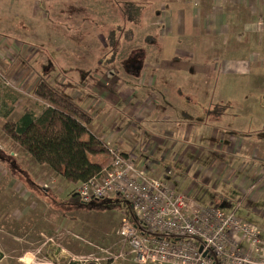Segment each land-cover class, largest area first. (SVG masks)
I'll list each match as a JSON object with an SVG mask.
<instances>
[{"label": "rangeland", "instance_id": "1", "mask_svg": "<svg viewBox=\"0 0 264 264\" xmlns=\"http://www.w3.org/2000/svg\"><path fill=\"white\" fill-rule=\"evenodd\" d=\"M2 1L4 4L0 5V18H5L6 22H2V25L8 27L9 31L5 30L6 37L4 32L3 37H0V120L12 119L19 124V119L24 113L36 115L40 112L45 103L32 94V89L40 77L50 82L68 83L69 94L77 99L90 94L87 81L91 79L88 83H92L104 70L103 76L109 73L115 81L112 91L116 95L130 97L134 95L133 91L138 89V98L133 99V108L130 110L132 121L129 119L127 124H130L126 127L131 129V133L120 136L122 142L119 146L124 153L129 154L139 166L155 160L156 173L161 171L166 174L167 179L175 185L176 191L187 193L194 202L212 205L223 211H234L236 217L252 226L256 225L253 222L255 218L264 219V213L259 215L256 210H252L256 200L250 203L245 200L240 204L242 200L238 199L240 192L236 179L240 174L256 176L254 164L261 162L264 165V144L259 141L264 140V111L260 114H250L248 118L207 113L208 109L217 104H227L228 107L244 97H249V102L256 96L254 91L232 92L224 85V78L215 74L217 83L214 82L213 75H191L188 80L198 82L192 88L171 90L168 94L162 93L161 87L154 83L155 79L151 84L148 78L138 85L135 81H128V77L133 78L134 75L131 73L134 70L125 71L129 64L138 71L142 68V62L156 63L151 69L153 75H160L162 67L158 66L161 63L159 56L149 48L151 36L146 35L150 33L147 32L149 29H136L132 40L131 33L127 37H115L114 34L119 28L107 31L106 26L114 16L113 7L110 5L114 0ZM148 3L152 4V8L159 4L153 0ZM9 8L12 9L9 11ZM159 12L158 15L161 10ZM106 34L113 36L115 47L98 43L105 41ZM118 38L121 39L120 42ZM155 40L156 43L159 41L157 38ZM143 52H147V55ZM113 57L115 58L112 59ZM156 79L159 83L160 77ZM121 82L122 87L116 88ZM166 102L176 106L182 105L181 111L185 114L179 118L184 123L181 128L202 127L201 123L205 124L206 128L211 125L215 130L213 136L211 132L205 138L194 140L192 134L187 136L184 142L177 141L175 131L170 127L173 126L171 123L180 121H174V112H164L161 104ZM80 104L90 110L92 116L95 108L98 113L103 108L106 113L112 110L108 101L104 103L95 96H91L86 105L81 100ZM156 109L159 114L155 123L160 127L158 134L149 129V120L139 122L140 114H154ZM240 120L247 122L245 130L235 124ZM110 124L108 121L107 126ZM119 128L120 126L115 124L113 130ZM118 136L115 134V138L109 140L112 147L116 146ZM252 143L256 144L260 155H247L242 151L244 144ZM184 145L189 148L190 156L181 151ZM256 151L258 152L257 149L253 150ZM3 152L10 155L7 159L9 163L13 162L12 166L35 164L0 130V157ZM204 154L208 156L205 162ZM98 156L99 154L89 155L90 160L94 162L103 160ZM211 156L213 161L210 164ZM263 168L264 166L260 168L262 172L259 177L264 175ZM13 176L21 177L17 170L0 158V264H137L129 247L123 245L120 240V218L123 215L130 216L131 211L120 197L76 206L74 202L68 205L65 201H60L51 190L46 193L37 186H31L30 188L37 191L36 194L47 204L48 212L56 211L53 208L65 212V217L70 218L67 226L72 230L71 233L64 231V235L61 234L62 231L55 233L56 228H51L52 226L49 229L45 227L44 232H53L52 237L37 238V227L38 223L40 224L37 217L42 213L37 206L39 203L34 204L36 200L31 197L22 198L21 203L18 194L24 188L28 190L29 186L24 183V187L17 189L13 186ZM30 176V180L36 182L35 174ZM39 177L47 180H38L39 184H46L47 188H50L53 180ZM187 178L188 182L185 180ZM216 181L226 182L227 185L221 184L215 189L213 184ZM65 196L69 200L68 195ZM25 206L33 209L29 213H23ZM54 217L52 216V220L56 222L59 216L56 219ZM76 230L82 238L77 236ZM22 247L27 248L24 253L20 250ZM20 258L22 260L19 261Z\"/></svg>", "mask_w": 264, "mask_h": 264}, {"label": "crops", "instance_id": "2", "mask_svg": "<svg viewBox=\"0 0 264 264\" xmlns=\"http://www.w3.org/2000/svg\"><path fill=\"white\" fill-rule=\"evenodd\" d=\"M148 1L149 0H114L110 2L114 10V16L108 23V26H106L107 31H110L111 28H119L114 34L115 37H119V35L123 37V35L129 31L128 34L131 33L130 39L132 40L136 29H149L148 31L146 30L148 33L150 32L146 35L151 36L149 48H152L151 50L156 52V56H159L161 62L158 65L162 67L160 75H153L151 70L156 66V63L148 61L142 62V68L138 71L136 68L130 67L129 64L125 71L131 72V70H134V72H131L134 75L133 78L128 77V81H135L138 85V83L143 84L148 78H150L148 82L151 84L152 80L155 79L154 83L161 87L163 90L162 93L168 94L171 90L176 91L192 88L193 85L198 82L194 83L193 81H189L188 79L191 75L200 77L213 75L215 83L218 81L215 76L217 75L224 78V85L230 88L232 92L249 93L254 91V93H256V96L249 102H247L249 97H244L235 105H228L227 110L222 116L230 114L248 118L250 114H260L264 111V0H153V2L158 1L159 3L158 6L154 8H152V4L149 5ZM106 2L108 3V1ZM122 2L128 3L127 8L123 7L122 9ZM3 4L4 2L1 0L0 5ZM132 7L134 9H132ZM11 9L12 8H9V11ZM159 10H161L160 15H158L160 13ZM2 22H6L5 18H0V37H3L6 31H9V28L4 27ZM6 36L7 34L5 33L4 37ZM108 36L109 35L106 34L105 41L107 42ZM156 38L159 40L157 43L155 40ZM105 41H99L98 43L107 46ZM143 54L147 55V52H143ZM114 58L115 57L112 59ZM147 64L153 66H147ZM103 74L104 70L92 83H88L91 82V79L87 81L86 85L89 86L90 94L83 98H78V102L80 104L81 100L86 105L91 96H95L104 103L105 101L109 102L111 106L110 109L112 110L107 113L104 111L105 109L103 107L100 113H98L95 108L93 122L90 128L91 131L97 132L99 135L104 134L105 136H112L111 138L114 139V134L124 133L123 129L130 124H127V122L129 119L130 122L132 121V117L130 116V110L133 108L132 102L133 99L138 98L136 96L139 94L136 88V90L133 91V96L126 97L123 94L116 95V93L112 91L115 81H113L109 73H107L106 76H103ZM76 77L75 74L74 78ZM158 77H160L159 83L157 81L158 79H156ZM121 84H123V82L116 88H121ZM159 100L157 101V107ZM161 106L164 107V112L168 113L172 111L175 113L173 118L174 121H180L179 118L185 114L181 111L182 105L176 106L172 105L171 102H166L161 104ZM81 107L84 108L82 105ZM210 109L207 110V113ZM158 117L159 114L156 109L154 114L142 115L139 122L141 123L142 120H149L151 126L149 129L152 133L158 134L160 132V127L155 125ZM113 118L116 119L112 120ZM108 121L111 122L109 126H107ZM240 121L235 122V124H238V127L241 126L243 130H245L244 126L248 125L247 122L243 123L242 121L244 120ZM115 124L120 126L118 129L119 132H114L113 129ZM171 124L173 126L170 128L175 131L174 136L176 140L182 142H184L187 136L192 134L194 140H198L207 137L211 132L213 136L215 131L212 129L211 125L206 128L205 124L202 123V127L188 126V128H181V125L184 124L181 121ZM102 125H104V127ZM259 141L264 144V140ZM129 146L130 144L127 145V149ZM254 149H257L258 152H253ZM181 151L185 152L188 156L191 155L189 148L185 145L181 147ZM242 151L247 155L252 153L254 156H258L261 154L254 143L248 145L244 144ZM98 157L103 160L96 161L97 163L101 166L107 164L108 156L105 153H100ZM262 157L264 158V154H262ZM207 158L208 156L204 154L203 161L205 162ZM210 159L211 164L213 161L212 156ZM29 160L32 159L29 157ZM262 161L264 162V159H262ZM35 164H31L30 166L27 164H20L18 168L20 169L19 171L27 174L29 178H31L30 175L34 176L35 174L36 182L32 181V183L37 186H40L38 180L44 181V179L39 176L53 180L50 186V189H52L51 192L60 201H65L68 205H71L72 202L70 203L65 195L67 194V197H69V193L75 189L76 184L65 180L60 174L48 167ZM263 166L261 162L254 164L256 176H248L249 174H240L236 176L239 182L238 188L240 192L238 199L242 200L240 204L244 203L243 201L245 200L247 203L256 200V202L253 203L254 206L252 210H256V214L259 215L264 213V175L259 177ZM226 173H228V170ZM247 177L250 179H247ZM12 178L13 186L17 189L21 186L24 187V183H27L29 186L30 182L25 180L26 178L24 177L19 178V176H13ZM18 179H21V181ZM185 180L186 182L189 181L188 178ZM46 181L47 180L44 182ZM211 182L212 181H210V183ZM221 184H226V182L221 183L216 181L213 187L217 189ZM250 184L253 186L250 194L245 195L243 192L244 188H247ZM30 187L31 186H29L28 190L24 188L23 191L19 192L18 197L21 203L23 201L22 198L25 197H31L36 200L34 204L39 203L37 206H39L42 213L37 217V220L40 222V224L38 223L39 226L37 225V238H40V236L51 238L53 232H44L45 227L49 229L51 226V228H56L54 230L55 233L58 231H62L61 234L64 235V231L71 233L72 230L67 226L70 218L65 217V212L61 210L58 211L57 208H53L56 210L54 212H48L47 204H45L40 195L36 194V191H33ZM259 189L262 193L252 195L254 196L252 198L249 197L252 192ZM75 204L76 206L79 205V201H76ZM82 204L83 203H81V205ZM32 209L33 208H27V206H25L23 207V213H29ZM43 209H45V211ZM224 212L229 213V211ZM52 216H55V219L59 216V219L55 222L54 219L52 220ZM128 217L130 218L129 215ZM253 222L262 232L261 238H264V219L258 220L255 218ZM77 232L76 230L77 236L82 238V235ZM240 245L245 247L244 242ZM20 250L24 253L27 248L22 247ZM31 258L33 259L34 255ZM20 260L22 259L20 258L19 261Z\"/></svg>", "mask_w": 264, "mask_h": 264}, {"label": "built area", "instance_id": "3", "mask_svg": "<svg viewBox=\"0 0 264 264\" xmlns=\"http://www.w3.org/2000/svg\"><path fill=\"white\" fill-rule=\"evenodd\" d=\"M123 130L115 147L110 145L112 136L100 135L108 162L96 176L76 184L74 190L83 204L117 197L127 203L130 218H120V240L137 264H264V242L257 227L233 212L200 205L187 193L177 192L166 174L156 173L155 160L137 165L119 146L120 136L131 133L130 128ZM252 187L244 188L245 195ZM258 193L262 191H254L249 197ZM243 242L245 247L240 245Z\"/></svg>", "mask_w": 264, "mask_h": 264}, {"label": "trees", "instance_id": "4", "mask_svg": "<svg viewBox=\"0 0 264 264\" xmlns=\"http://www.w3.org/2000/svg\"><path fill=\"white\" fill-rule=\"evenodd\" d=\"M127 5L128 3L122 2V9L127 8ZM127 34L128 32L124 34V37ZM115 42L113 36H108L107 47H115ZM69 86L66 82H50L40 77L32 89V94L45 103L40 112L36 115L30 112L24 113L19 119L21 121L19 124L12 119H1L0 130L36 164L48 167L65 180L78 184L96 176L101 171L102 166L91 161L89 155L106 154V145L97 132L91 131L93 116L90 110L81 107L78 98H73L69 94ZM226 110L227 104H217L208 113L222 115ZM8 156L10 155L3 152L0 158L17 170L21 177L26 178L25 180L30 182L29 186H37L32 183L27 174L19 171V164L14 162L13 167L11 164L13 162L9 163ZM37 187L45 192L52 191L42 185ZM68 199L70 203L79 201L75 190L69 193ZM98 200L100 199L90 202ZM79 204H81L80 201Z\"/></svg>", "mask_w": 264, "mask_h": 264}, {"label": "water", "instance_id": "5", "mask_svg": "<svg viewBox=\"0 0 264 264\" xmlns=\"http://www.w3.org/2000/svg\"><path fill=\"white\" fill-rule=\"evenodd\" d=\"M200 249H201V246H200ZM90 264H97L96 262H91Z\"/></svg>", "mask_w": 264, "mask_h": 264}]
</instances>
